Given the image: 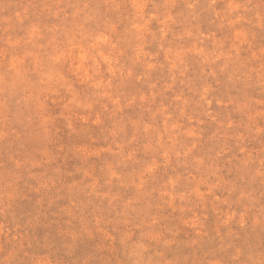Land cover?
Returning <instances> with one entry per match:
<instances>
[{"label":"clouds","instance_id":"obj_1","mask_svg":"<svg viewBox=\"0 0 264 264\" xmlns=\"http://www.w3.org/2000/svg\"><path fill=\"white\" fill-rule=\"evenodd\" d=\"M10 7L11 0H0V11ZM14 15L20 33L0 32V152L6 156L0 264H61L47 236L34 244L33 217L18 215L19 206L30 193L53 188L55 173H39L64 151L58 122L79 133L115 109V101H152V95L130 99L131 81L156 96L172 92V100L147 126L137 121L108 129L112 143L105 151L112 159L95 176L89 171V182L65 186L72 194L66 213L82 221L75 228L57 225L65 255L91 235L101 243L72 264H264V94L246 93L253 84L264 86V47L254 43L264 33V0H31ZM204 21L210 39L201 32ZM189 55L199 65L195 88ZM156 71L165 74L160 87L150 80ZM210 79L234 90L219 102L226 112L242 114L239 123L228 114L209 117ZM181 86L196 99L185 97ZM210 119L216 121L214 147L205 150L201 125ZM126 126L136 128L131 139ZM249 139L258 141L255 148ZM33 144L34 155L26 147ZM201 206L236 211L228 227L221 220L216 229L196 216L192 234L182 239Z\"/></svg>","mask_w":264,"mask_h":264},{"label":"rangeland","instance_id":"obj_2","mask_svg":"<svg viewBox=\"0 0 264 264\" xmlns=\"http://www.w3.org/2000/svg\"><path fill=\"white\" fill-rule=\"evenodd\" d=\"M31 0H11V7L8 9L7 13L0 11V32L3 29L8 28L10 33L19 34L21 25L14 13L19 11L23 13V10L29 8ZM27 24V21L24 22ZM158 25H152L155 29ZM207 22L204 21L201 24V32L205 39H210L208 31ZM219 37V33H217ZM255 45L258 47H264V33H259L255 40ZM147 50H151L150 48ZM241 55H246L245 52H241ZM161 63L164 62L165 57L158 58ZM186 64L189 66L190 79L193 81V87H198L199 84L196 80L199 71L198 60L195 55H189L185 59ZM164 73L156 71L150 77L151 82L156 83L158 81L162 82L161 78ZM188 75V73H186ZM157 87H160V83H156ZM208 93L205 96L207 101V110L209 117L215 116L219 113L220 116L217 118H222L226 114L230 115L232 121L239 123L244 117L238 111H228L223 108L219 102V97L224 95L226 92H234L232 89H228L223 81L217 83L215 80L210 79L208 81ZM264 86L253 84L251 87L246 89V93L249 97L259 98L262 94L261 88ZM183 94L185 97L191 99H196V95L189 92L188 89L181 86ZM125 94L129 98H134L137 96L147 97L152 95L153 99L151 102L148 100H133L131 103H124L121 101H115V109H106L105 115L103 117L97 118V123L93 124L91 127L82 129L79 133L69 134L64 128L62 122H58V127L60 132L57 138V144L64 146V151L59 152L55 159L49 161L48 165L41 168L39 175L43 177L54 176L53 188L48 189L45 192H33L24 197V201L21 202L18 210V215H30L33 217V228L30 230V235L35 244L36 240H40L43 237H48V243L50 250L54 251L57 257L61 260V264H72L73 260H79L82 257L91 254L98 244L101 243V238L99 236L93 237L91 235H86L81 237L72 250L71 256L65 255V249L63 247L64 237L58 234L57 225H70L75 228L78 224L82 223L79 217H69L66 210L72 204V194L66 191L67 185H73L78 183H87L88 175L87 173L91 171L92 175L95 176L96 173L104 167L112 159V152L105 151L109 148L112 143L111 137H108L107 130L115 126L117 123L124 124L125 122H131L134 124L137 121H143L145 126L154 120L153 113L160 107L167 108V105L172 100V92L163 93L160 96H156L154 92L146 84H140L136 81H131L127 88L125 89ZM203 95V91L200 93ZM264 124V120L260 121ZM200 139L202 141V146L205 150H210L214 147L212 137L216 132V121L215 119H210L201 125ZM124 135L131 139L136 135V128L133 126H126L124 129ZM257 140L249 139L248 147L250 149L255 148L257 145ZM30 154H35L38 148L35 144L26 146ZM49 152L55 153L57 149L54 145L49 146ZM144 153H138V158H142ZM6 159L4 153L0 152V163H3ZM83 168L85 170V175H80L77 170ZM125 171H128L125 169ZM196 173H193L195 176ZM159 179V178H158ZM223 179H227V175L223 176ZM96 180L99 177L96 176ZM58 189V191H57ZM201 193L204 192V188L199 189ZM81 197L86 196V193H80ZM216 196L223 199L221 196V191L216 192ZM172 194H170V198ZM45 200L48 201L45 204ZM235 207L231 208H216L212 209L210 212L205 211L203 206H201L200 212H194L191 220V225H185L184 230L179 234L182 239H187L192 233L190 232V227H196V216H201L205 222L206 226L213 229L217 228V225L221 224V220L224 221L223 227H228V222L231 220L232 216L235 214ZM165 215H168L165 212ZM175 215V213H173ZM6 247V245H5ZM37 251H42V249L37 248Z\"/></svg>","mask_w":264,"mask_h":264}]
</instances>
